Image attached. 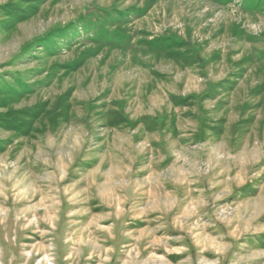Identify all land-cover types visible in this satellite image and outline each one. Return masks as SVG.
<instances>
[{"label": "rangeland", "instance_id": "374dc122", "mask_svg": "<svg viewBox=\"0 0 264 264\" xmlns=\"http://www.w3.org/2000/svg\"><path fill=\"white\" fill-rule=\"evenodd\" d=\"M0 264H264V0H0Z\"/></svg>", "mask_w": 264, "mask_h": 264}]
</instances>
